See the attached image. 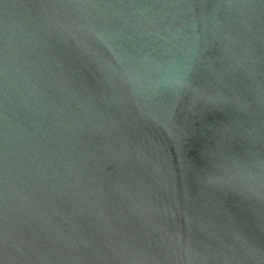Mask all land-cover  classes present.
I'll return each mask as SVG.
<instances>
[{"label":"water","instance_id":"95a60500","mask_svg":"<svg viewBox=\"0 0 264 264\" xmlns=\"http://www.w3.org/2000/svg\"><path fill=\"white\" fill-rule=\"evenodd\" d=\"M0 264H264V0H0Z\"/></svg>","mask_w":264,"mask_h":264}]
</instances>
